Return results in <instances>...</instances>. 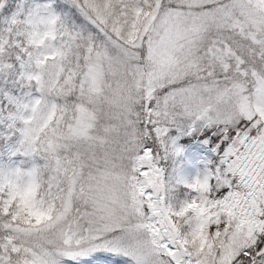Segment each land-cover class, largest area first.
I'll return each mask as SVG.
<instances>
[{
	"label": "snow or ice",
	"instance_id": "1",
	"mask_svg": "<svg viewBox=\"0 0 264 264\" xmlns=\"http://www.w3.org/2000/svg\"><path fill=\"white\" fill-rule=\"evenodd\" d=\"M0 264H264V0H0Z\"/></svg>",
	"mask_w": 264,
	"mask_h": 264
}]
</instances>
